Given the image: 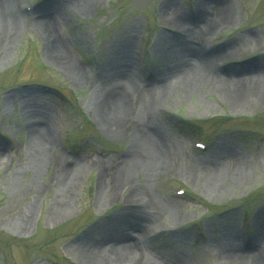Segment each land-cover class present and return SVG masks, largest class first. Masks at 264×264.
<instances>
[{
    "label": "rangeland",
    "instance_id": "374dc122",
    "mask_svg": "<svg viewBox=\"0 0 264 264\" xmlns=\"http://www.w3.org/2000/svg\"><path fill=\"white\" fill-rule=\"evenodd\" d=\"M11 2L20 24L0 59V264H92L84 243L111 226L127 228L134 251L159 264H225L227 242L264 258V96L235 109L215 84L187 91L168 70L197 62L180 45L187 39L214 82L264 86V0H208L212 28L191 35L175 21L200 24L201 0ZM224 4L231 20H222ZM37 21L83 80L45 55ZM110 68L125 76L129 94L120 109L129 115L116 132L94 106L99 83L120 80L106 75ZM160 81L171 90L150 102ZM180 119L201 128L186 131ZM36 127L51 143L41 171ZM153 128L166 162L140 166L128 186L114 181L145 157ZM75 162L70 208L54 219L57 171ZM210 171L219 178L207 188ZM102 174L111 182L100 191Z\"/></svg>",
    "mask_w": 264,
    "mask_h": 264
},
{
    "label": "bare ground",
    "instance_id": "6f19581e",
    "mask_svg": "<svg viewBox=\"0 0 264 264\" xmlns=\"http://www.w3.org/2000/svg\"><path fill=\"white\" fill-rule=\"evenodd\" d=\"M207 2V3H206ZM204 3V4H203ZM208 0H201V7L197 12V23L196 26H189V22L176 20L175 23L178 26V29L186 31V35L194 34V31L209 32L212 28V20L208 16V11L206 5ZM173 5V1L172 4ZM224 4L222 7V20H231L232 12ZM2 12V13H1ZM7 13V16H5ZM207 16V17H206ZM188 23V24H187ZM20 24V15L14 9V5L11 0H0V59L7 54L8 48L10 46L11 35L13 36L17 31V28ZM38 25L42 31L46 34L47 44L45 47V55L51 58L57 64L63 66L70 74H72L78 80H83V72L72 63L60 50L58 42L53 37V33L50 31L49 27L45 21H37ZM184 39V38H182ZM186 40V41H185ZM181 40V47H185V54L193 56L197 59V64L195 59L192 58V62L185 67L173 66L171 68L168 65V70L174 78H179L182 81L176 82L177 84H184L187 91L197 90L207 85H216L221 89L224 96L230 101L233 108L238 109L246 105H250V102L255 100V98L264 96V86L259 87L257 84H253L251 80H227L219 79L218 82H214V76L211 75L204 62L199 57L198 50L195 47H192L187 39ZM246 69V67H244ZM248 70V69H246ZM114 73L113 69L106 71V75L110 76ZM112 75L113 76H118ZM120 80L115 79L108 82L99 83L95 91V100L94 106L96 109V114L108 125L110 130L115 131L122 127V121L128 117V112L125 110H120L126 107L128 104L129 94L126 92L125 85L126 83L121 82L125 79L123 74L119 75ZM172 83L168 81H160L152 85L148 91L149 101L152 102V99L157 97H164L171 90ZM250 101V102H249ZM120 110V111H119ZM124 113V114H123ZM28 117L34 118L32 112H28ZM30 115V116H29ZM154 133L150 142L147 141V147H143V153L145 157L140 155V159H136L135 162H131L130 165L126 166L125 169L120 172L115 178L114 181L123 183L125 186L131 184V180L136 175L140 166H153L155 160L159 163H165L167 160L168 154L162 150L159 146V138L157 136V130L153 128ZM33 135L37 136L38 141H35L39 145L40 154L34 160L37 171H41L43 167V161L47 159L48 150L50 146V139L46 133L44 134L42 128L39 127L32 128ZM140 141L142 140L141 135L136 136ZM151 145V146H150ZM151 152L152 154H150ZM4 158V155L0 149V160ZM65 168V167H64ZM79 165L75 162L70 166H66V169L57 171L56 174V183L60 185V195L54 204L53 217L58 219L63 216L70 208L71 202L69 197V190H72L73 186L76 184V174H78ZM242 175V174H241ZM109 177H105V174L100 175V191L106 186H109L110 180ZM219 174L217 171H210L207 176L204 177V186L210 187L215 186L218 182ZM133 195L137 196L136 190H132ZM146 199V198H143ZM145 204L147 203L144 202ZM131 238H134L132 232L128 231L127 228L121 227H109L107 232H103L101 236L87 240L84 243L83 248L86 249L89 260L92 264H159L157 262L151 261L146 258L145 254L142 252H135L133 245L130 242ZM258 241L256 239L254 242ZM264 250V248H262ZM223 262L225 264H264V258L262 255L254 254L245 255L241 250H237L234 245L227 244L223 247ZM86 254V255H87ZM257 255V256H255ZM251 260V263L249 262Z\"/></svg>",
    "mask_w": 264,
    "mask_h": 264
},
{
    "label": "trees",
    "instance_id": "16d2710c",
    "mask_svg": "<svg viewBox=\"0 0 264 264\" xmlns=\"http://www.w3.org/2000/svg\"><path fill=\"white\" fill-rule=\"evenodd\" d=\"M180 121H181L180 126L185 130L193 131L194 133H198V131H196L197 130L196 128H201V125L192 124V123H189L187 121H183L182 119H180Z\"/></svg>",
    "mask_w": 264,
    "mask_h": 264
}]
</instances>
